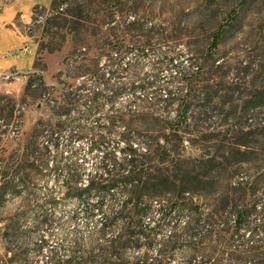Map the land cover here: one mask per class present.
Returning <instances> with one entry per match:
<instances>
[{
    "label": "rangeland",
    "instance_id": "374dc122",
    "mask_svg": "<svg viewBox=\"0 0 264 264\" xmlns=\"http://www.w3.org/2000/svg\"><path fill=\"white\" fill-rule=\"evenodd\" d=\"M13 2L0 0V15L14 11ZM63 4L74 18L66 17L68 24L60 30L51 24L58 13H50L49 7H35L27 27L19 18L11 21L14 31L31 36L37 51L48 41L59 49L41 50L36 71L4 76L6 82L24 77L30 87L25 85L16 97L0 94V186L3 173L11 183L0 196V264L106 262L109 243L91 236L92 224L82 216L72 218L79 207L65 198L62 179L48 172L52 161L36 178L30 163L46 148L51 150L50 132L63 131L62 141L77 133L85 137L75 146L85 153L86 183L105 154L120 160V135L128 128L138 131L137 113L148 115L143 128L159 125L161 193L159 204L147 212L153 221L159 220V231L169 234L174 225L185 226L189 235L196 224L210 222L196 214L198 208L206 215L224 206V198L233 205L264 207V0ZM220 26L224 34L209 51ZM45 31L63 34L65 42ZM184 111L185 122L179 124ZM38 121L43 132L32 154L26 147ZM174 122L179 138L169 135ZM163 134L170 139L164 141ZM93 139L103 142L106 151L89 154ZM133 148L143 151L137 142ZM161 159L168 162L161 164ZM165 175H172L171 184L165 183ZM175 189L186 196L176 197ZM49 198L56 203L50 205ZM126 212L133 211L129 207ZM47 219L52 221L48 228L42 225ZM187 235L169 243L159 240L149 250L132 243L125 258L130 264H195L194 242ZM209 246L205 238L197 250L204 253Z\"/></svg>",
    "mask_w": 264,
    "mask_h": 264
},
{
    "label": "trees",
    "instance_id": "16d2710c",
    "mask_svg": "<svg viewBox=\"0 0 264 264\" xmlns=\"http://www.w3.org/2000/svg\"><path fill=\"white\" fill-rule=\"evenodd\" d=\"M63 2L64 0H51L49 5L50 13H58L51 20V24L59 30L68 24L66 17L74 18L71 9L67 7L64 9ZM76 7L77 11L81 12V6L77 5ZM78 16L80 15L78 14ZM32 19L33 17H31ZM23 26L27 27V25ZM45 34L53 38L58 37L62 42H65L63 34L49 33L48 31H45ZM223 34L224 28L218 27L211 37L209 51L216 49ZM25 36L31 38L27 34ZM58 49L59 46L48 41L38 50V55L42 56L41 50L53 53ZM33 70H37L35 66H33ZM38 80L41 87H44L42 78L39 77ZM29 87L30 83L28 82L26 89ZM2 111L0 110V119L3 118ZM137 114L141 118V123H139L141 126L138 127V131L128 128L120 135V142L123 143V147L120 149V160L114 161L115 159H112L110 153L105 154V157H101L94 164L93 171L86 176V183L82 184L85 153H82L83 150L79 145L75 146V143L82 141L85 137L79 136L77 133L69 135L62 141L63 138L60 134L63 131L59 134L50 132L48 144L51 150L45 147L47 150L45 154L34 157L30 163L36 178L43 170H47L50 160L52 161L48 172L55 175L56 180L62 179L66 188L65 198L76 203L79 207L78 212L72 214V218L77 215L82 216L85 222L92 224L90 235L96 236L101 242L109 243L108 254H105L106 262L103 261L102 264H130L125 258V252L131 249L132 243H141V246H146V249L149 250L152 246L159 245V240L169 243L171 239H180L188 232L187 227L174 225L177 228L175 229L174 226L171 228L172 231L175 230L174 232L162 233L163 231H159V220L153 221V217H149L147 213L151 207L159 204V194L161 193L159 192V125L156 127L157 129L155 127L143 128L148 115ZM59 116L60 114L57 113L56 117L59 118ZM184 116L185 111L182 118H179L181 120L178 122L179 124L185 122ZM11 117L12 113L9 115V118ZM178 123L174 122V125ZM42 127V121H38L29 135V144L26 150L31 148L32 154L34 153L35 140L43 132ZM172 130L169 135L179 138V127L176 125ZM161 138L164 141L170 139L168 135L164 134ZM134 142H137L138 147L143 148V151L133 148ZM104 145L97 139L90 140L89 154L106 151ZM170 154L174 157L176 153L171 152ZM160 162L162 164L168 161L161 159ZM163 177L167 184H171L174 180L172 175ZM1 180L3 183L0 186V196L6 190L11 189V183L7 179L6 173L1 175ZM170 180L171 182H169ZM172 192L178 198L186 196V192L183 190L176 191L175 189ZM223 201L224 206L206 215L203 214L202 208H198L197 213L195 211L198 216L210 219V222H206L204 225L196 224L197 227L190 229L189 235H187L194 242L195 264H264V207H259L256 204L233 205L228 198H224ZM48 203L54 205L56 201L49 198ZM129 207L133 211L131 214L126 212ZM254 215L255 220L252 221L251 218ZM96 216H98L97 219H95ZM229 216L230 220L223 225L221 220L227 219ZM180 218L183 217L180 216ZM152 223L154 226L150 227ZM42 225L48 228L52 225V221L47 219L42 222ZM205 238L210 246L207 252L200 253L197 250V245ZM42 248L40 246L38 251L41 252Z\"/></svg>",
    "mask_w": 264,
    "mask_h": 264
},
{
    "label": "crops",
    "instance_id": "0c3cea01",
    "mask_svg": "<svg viewBox=\"0 0 264 264\" xmlns=\"http://www.w3.org/2000/svg\"><path fill=\"white\" fill-rule=\"evenodd\" d=\"M51 0H14V11L0 15V94L16 97L25 88L24 77L6 82L4 76L23 75L32 72L37 48L29 42V38L10 26L16 17L21 24L27 25L35 6L49 7Z\"/></svg>",
    "mask_w": 264,
    "mask_h": 264
}]
</instances>
